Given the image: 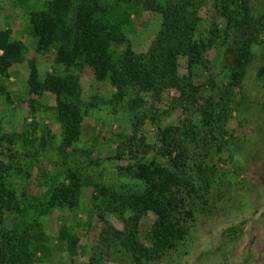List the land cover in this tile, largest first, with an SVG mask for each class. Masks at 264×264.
Wrapping results in <instances>:
<instances>
[{
    "label": "rangeland",
    "instance_id": "1",
    "mask_svg": "<svg viewBox=\"0 0 264 264\" xmlns=\"http://www.w3.org/2000/svg\"><path fill=\"white\" fill-rule=\"evenodd\" d=\"M101 1L109 9L114 3ZM241 1L250 21L232 45L224 39L228 23L219 0H203L198 8L194 36L211 44L198 70L190 73L182 56L176 67L183 84L190 77L198 86L200 98L193 106L173 86L157 98L129 87L114 99L107 75H94L88 65L62 72L75 78L82 115L78 139L62 147L53 109L57 87L48 86L49 76L57 74L54 68L62 66L55 63L54 48L37 50L35 37L28 33V12L43 0H0V28L8 27L26 47L23 58L0 75V161L7 166L6 180L18 200L30 206L24 214L4 212L2 218L7 227L38 222L41 234L38 249L27 245L24 264H264V208L253 218L264 206V0ZM119 6L111 9L122 19L123 35L134 51L144 52L159 28L160 13L144 7L142 0H120ZM229 32L231 37L237 31ZM236 46H248L249 54L232 84ZM30 62L39 82L35 87L28 82ZM58 95L72 99L67 89H59ZM204 98L214 106L209 119L196 111ZM131 99L136 103L129 105ZM165 126L174 131L169 157L191 175L197 194L186 185L170 187L182 237L149 259L135 260L131 248L149 246L144 235L153 215L142 213L133 235L126 221L129 211L113 210L99 188L124 194L141 188L129 170L135 161L166 162L167 147L160 140ZM3 134L22 135L27 142H10ZM69 169L79 179L73 206L40 212L45 190ZM61 225L77 236L70 250L57 237ZM29 232L39 235L34 229Z\"/></svg>",
    "mask_w": 264,
    "mask_h": 264
},
{
    "label": "trees",
    "instance_id": "2",
    "mask_svg": "<svg viewBox=\"0 0 264 264\" xmlns=\"http://www.w3.org/2000/svg\"><path fill=\"white\" fill-rule=\"evenodd\" d=\"M129 1V0H121ZM203 0H142L143 6L160 13L159 28L144 52L134 51L121 30L122 19L116 18L112 9L119 6L120 0H114L110 9L101 0H43L37 8L28 12V33L36 39V49H55V63L62 66L61 70L49 76V87L56 86L54 115L59 123L60 144L69 146L80 134L81 108L76 95V82L71 73L67 78L62 76L65 70L88 65L94 75H107L115 91L114 99H120L128 92V88L138 87L150 91L157 98L167 87H176L182 99L193 106L200 98L198 86L187 79L186 83L179 79L176 71L178 58L184 57L190 73L198 70L204 62L203 52L211 43L208 39L195 38L199 17L198 8ZM235 3V8L230 4ZM120 7V6H119ZM219 7L227 18L225 42L229 45L239 42L238 33L250 21L247 6L241 0H219ZM112 8V9H111ZM235 29L236 35L230 37L229 30ZM119 47L118 50L115 48ZM25 44L13 38L8 27L0 28V75L14 62L20 61L25 52ZM235 56L231 64L229 76L232 84L237 83L238 74L249 54L248 46H236ZM30 64L28 82L33 87L39 85L34 64ZM63 81V83H62ZM0 87V92H2ZM67 89L72 99L67 100L58 95V90ZM5 94H7L4 91ZM205 104L196 111L209 119L214 110L209 98H204ZM129 105L136 101L131 99ZM172 127L165 126L160 130V140L165 145L167 160L164 164L150 159L147 163L135 161L131 176L142 183L138 190L124 194L112 188L100 186L101 196L119 213L129 211L126 221L137 233V221L142 213L151 212L153 219L150 229L144 235L149 246L135 244L131 251L133 258L139 260L142 256L149 259L151 254H157L170 247L182 237L183 229L175 222L173 210L176 197L170 187L186 185L188 192L197 194V188L190 174H185L183 165L176 158L169 157L172 143ZM10 142L22 135H6ZM22 143L27 138H21ZM178 156V155H177ZM61 181L53 182L43 194L44 208L40 212L58 206H73L78 187V173L75 169L66 171ZM7 166L0 161V264H24L27 245L39 247V224L31 220L27 225L13 223L7 227L3 221L4 212L24 214L30 206L18 200L16 191L7 183ZM67 181V182H66ZM39 204V203H38ZM37 204V205H38ZM35 206V204H34ZM36 208V206H35ZM34 229L39 235H31ZM57 237L65 242L67 249H72L77 236L65 225L57 231Z\"/></svg>",
    "mask_w": 264,
    "mask_h": 264
},
{
    "label": "water",
    "instance_id": "3",
    "mask_svg": "<svg viewBox=\"0 0 264 264\" xmlns=\"http://www.w3.org/2000/svg\"><path fill=\"white\" fill-rule=\"evenodd\" d=\"M264 208V206L262 205V206H260L256 211H255V213L253 214V218H256L258 215H259V213L261 212V210Z\"/></svg>",
    "mask_w": 264,
    "mask_h": 264
}]
</instances>
